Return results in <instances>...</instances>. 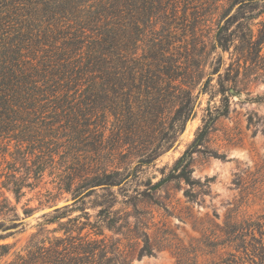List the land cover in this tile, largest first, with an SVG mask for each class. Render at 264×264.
Instances as JSON below:
<instances>
[{"label":"rangeland","instance_id":"374dc122","mask_svg":"<svg viewBox=\"0 0 264 264\" xmlns=\"http://www.w3.org/2000/svg\"><path fill=\"white\" fill-rule=\"evenodd\" d=\"M118 24L103 73L0 123V185H30L0 245L81 222L117 264H264V0H120Z\"/></svg>","mask_w":264,"mask_h":264},{"label":"trees","instance_id":"16d2710c","mask_svg":"<svg viewBox=\"0 0 264 264\" xmlns=\"http://www.w3.org/2000/svg\"><path fill=\"white\" fill-rule=\"evenodd\" d=\"M119 16L120 0H2L0 123L6 127L13 122H24L18 118V113L16 117L11 114L19 110H24L23 113L36 111L37 105L41 104L37 99L45 94L56 93L62 79H68L67 89L77 77L86 73H103L105 70L102 65L106 59L119 55ZM41 26L45 29L42 35L34 34V30L42 29ZM32 38L43 49L37 51L41 53L39 60L28 63L23 60V50L29 48L25 43ZM188 153L186 150L182 158ZM215 158L224 159L220 155H215ZM182 172L184 174L179 178L186 185L200 184L191 179L185 167ZM23 184L16 179L11 183L4 181L0 185V232L17 225H8L3 219L7 213L14 211L5 194H12L18 202L23 187H30L29 184ZM99 185L110 188L114 183L106 179L94 186ZM88 195L89 191L79 193L74 200H83ZM76 221L74 219L71 222ZM78 224L73 228L60 229L61 236H56V231H52V235H49L50 232L44 235L38 231L30 236L21 250L12 253L10 250L13 245H0V261L10 257L5 264H117L119 255L113 245L106 243L102 231L83 234L86 225L81 222ZM106 228L111 230L109 226ZM3 238L4 234L1 233L0 240ZM147 248L145 243L143 250L147 252Z\"/></svg>","mask_w":264,"mask_h":264}]
</instances>
